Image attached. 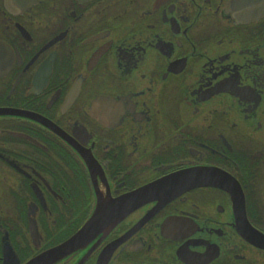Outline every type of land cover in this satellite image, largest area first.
Listing matches in <instances>:
<instances>
[{
  "label": "flooded vegetation",
  "instance_id": "flooded-vegetation-1",
  "mask_svg": "<svg viewBox=\"0 0 264 264\" xmlns=\"http://www.w3.org/2000/svg\"><path fill=\"white\" fill-rule=\"evenodd\" d=\"M264 264V0H0V264Z\"/></svg>",
  "mask_w": 264,
  "mask_h": 264
},
{
  "label": "water",
  "instance_id": "water-1",
  "mask_svg": "<svg viewBox=\"0 0 264 264\" xmlns=\"http://www.w3.org/2000/svg\"><path fill=\"white\" fill-rule=\"evenodd\" d=\"M85 233V230L80 231L66 243L42 253L28 261L26 264H53L64 257L67 253L79 248L81 246V241L85 238Z\"/></svg>",
  "mask_w": 264,
  "mask_h": 264
}]
</instances>
